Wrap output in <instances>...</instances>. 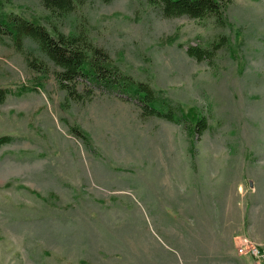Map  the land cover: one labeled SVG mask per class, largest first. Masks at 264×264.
I'll return each mask as SVG.
<instances>
[{"label":"rangeland","instance_id":"rangeland-1","mask_svg":"<svg viewBox=\"0 0 264 264\" xmlns=\"http://www.w3.org/2000/svg\"><path fill=\"white\" fill-rule=\"evenodd\" d=\"M73 2L63 16L41 0H0V14L86 35L208 128L197 139L99 89L68 99L36 44L25 54L0 39V137L11 138L0 148V264H262L239 248L264 249V0H231L226 26L165 18L148 0ZM221 37L212 64L187 54Z\"/></svg>","mask_w":264,"mask_h":264},{"label":"trees","instance_id":"trees-1","mask_svg":"<svg viewBox=\"0 0 264 264\" xmlns=\"http://www.w3.org/2000/svg\"><path fill=\"white\" fill-rule=\"evenodd\" d=\"M50 11L60 15L71 13L75 6L73 0H41ZM111 1V0H106ZM157 7L165 18L186 16L193 20L214 19L221 26H226L224 11L231 0H148ZM10 39L18 52L26 54L25 43L31 41L39 51L58 69L54 75L58 86L64 90L68 99L86 101L94 94V89L116 94L124 101L135 102L144 118H158L167 122L187 126L197 139L208 128L207 118L200 116L194 109L185 111L173 104L151 87L148 83L138 81L124 73L115 65L109 54L95 46L84 34H64L58 29L49 31L36 17L14 13L0 14V39ZM228 42L221 37L213 51L190 46L187 54L199 62L213 63L214 53ZM29 59V57H27ZM44 62V61H43ZM30 60L36 72L48 74L46 62ZM84 88L80 89L79 85ZM7 89L0 88V103L8 96ZM79 138L89 141L86 134L79 129H72ZM8 136L0 137V148L9 143Z\"/></svg>","mask_w":264,"mask_h":264},{"label":"built area","instance_id":"built-area-1","mask_svg":"<svg viewBox=\"0 0 264 264\" xmlns=\"http://www.w3.org/2000/svg\"><path fill=\"white\" fill-rule=\"evenodd\" d=\"M240 253H247L253 258H264V249L257 243H252L247 239L243 240L242 246L239 248Z\"/></svg>","mask_w":264,"mask_h":264},{"label":"crops","instance_id":"crops-1","mask_svg":"<svg viewBox=\"0 0 264 264\" xmlns=\"http://www.w3.org/2000/svg\"><path fill=\"white\" fill-rule=\"evenodd\" d=\"M262 264H264V258H263Z\"/></svg>","mask_w":264,"mask_h":264},{"label":"water","instance_id":"water-1","mask_svg":"<svg viewBox=\"0 0 264 264\" xmlns=\"http://www.w3.org/2000/svg\"><path fill=\"white\" fill-rule=\"evenodd\" d=\"M250 186L252 187V183H250Z\"/></svg>","mask_w":264,"mask_h":264}]
</instances>
